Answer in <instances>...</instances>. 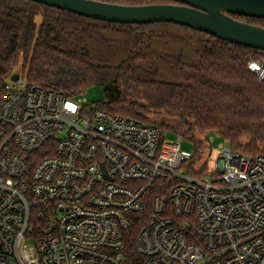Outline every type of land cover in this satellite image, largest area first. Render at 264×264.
Listing matches in <instances>:
<instances>
[{
    "label": "built area",
    "instance_id": "1",
    "mask_svg": "<svg viewBox=\"0 0 264 264\" xmlns=\"http://www.w3.org/2000/svg\"><path fill=\"white\" fill-rule=\"evenodd\" d=\"M248 70L264 79V59ZM12 76V75H11ZM11 76L0 86V264H264V154L182 139Z\"/></svg>",
    "mask_w": 264,
    "mask_h": 264
},
{
    "label": "trees",
    "instance_id": "2",
    "mask_svg": "<svg viewBox=\"0 0 264 264\" xmlns=\"http://www.w3.org/2000/svg\"><path fill=\"white\" fill-rule=\"evenodd\" d=\"M231 17L264 29V19ZM263 59V52L172 23L111 24L30 1L0 0V86L13 74L67 97L101 86L104 102L96 107L179 136L193 145L192 163L202 139L214 136L235 152L264 154V79L248 70ZM137 262L130 243L126 264Z\"/></svg>",
    "mask_w": 264,
    "mask_h": 264
},
{
    "label": "water",
    "instance_id": "3",
    "mask_svg": "<svg viewBox=\"0 0 264 264\" xmlns=\"http://www.w3.org/2000/svg\"><path fill=\"white\" fill-rule=\"evenodd\" d=\"M90 20L119 25L172 23L264 53V29L231 16L264 19V0H170L176 4L123 6L91 0H23ZM18 74L11 80L16 82Z\"/></svg>",
    "mask_w": 264,
    "mask_h": 264
},
{
    "label": "rangeland",
    "instance_id": "4",
    "mask_svg": "<svg viewBox=\"0 0 264 264\" xmlns=\"http://www.w3.org/2000/svg\"><path fill=\"white\" fill-rule=\"evenodd\" d=\"M78 100L82 103L85 102L86 105H96L97 103H101L104 102V95H103V88L101 86H93L91 88H89L86 92L82 93L79 97ZM165 122V126L167 128H170L173 126V122L169 121V120H164ZM164 137L166 138V140L168 141H177L179 136L173 134L170 131H164L163 132ZM211 147H212V154L208 159V168L212 169L213 165L215 163V160L217 158V154L216 151L218 149H221L223 147H225L227 144L220 138L214 136L211 137ZM210 139L207 140V142L205 140L202 139V143H203V148L199 151V153L196 155V160L198 159L197 162H199L201 159H203L206 155H207V148H208V143L210 142ZM181 148H183L184 150L190 151V152H194V148L193 145L186 143L183 139L181 141ZM228 146V145H227Z\"/></svg>",
    "mask_w": 264,
    "mask_h": 264
}]
</instances>
